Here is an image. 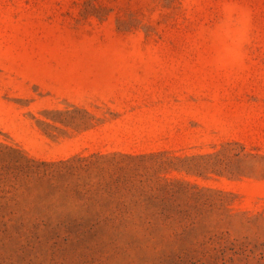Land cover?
Wrapping results in <instances>:
<instances>
[{"label":"rangeland","instance_id":"374dc122","mask_svg":"<svg viewBox=\"0 0 264 264\" xmlns=\"http://www.w3.org/2000/svg\"><path fill=\"white\" fill-rule=\"evenodd\" d=\"M0 264H264V0H0Z\"/></svg>","mask_w":264,"mask_h":264}]
</instances>
